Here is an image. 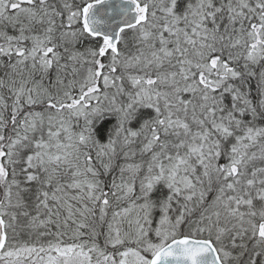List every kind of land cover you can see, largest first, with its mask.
<instances>
[{"label":"snow or ice","instance_id":"1","mask_svg":"<svg viewBox=\"0 0 264 264\" xmlns=\"http://www.w3.org/2000/svg\"><path fill=\"white\" fill-rule=\"evenodd\" d=\"M0 264H264V0H0Z\"/></svg>","mask_w":264,"mask_h":264},{"label":"trees","instance_id":"2","mask_svg":"<svg viewBox=\"0 0 264 264\" xmlns=\"http://www.w3.org/2000/svg\"><path fill=\"white\" fill-rule=\"evenodd\" d=\"M127 38H128V42H129V46L130 47H133L134 44H133V40H132V37H133V31L132 30H128L127 33ZM87 41L85 42V46L87 45ZM66 82V81H65ZM93 103H95V101H93ZM154 115L153 111L151 108H147V107H139L137 109V115L136 117L130 121V127L132 128H137L139 127L140 123L142 122V120L144 119H150L152 116ZM116 123V117L114 115H110L106 121L103 123V126H97V132H98V139L101 141V142H104L106 139H107V132H108V129L111 125H114ZM139 157V156H138ZM140 158V157H139ZM146 159V157H145ZM123 159L121 158L118 163H123ZM102 179L104 177H101ZM107 179H111V176L107 177ZM167 188L163 185V184H158L153 193L151 194V198L153 200H159L160 198L164 197L167 195ZM155 215L158 216L159 215V212L158 210L155 211Z\"/></svg>","mask_w":264,"mask_h":264},{"label":"water","instance_id":"3","mask_svg":"<svg viewBox=\"0 0 264 264\" xmlns=\"http://www.w3.org/2000/svg\"><path fill=\"white\" fill-rule=\"evenodd\" d=\"M115 2H116V0H113V3H115ZM128 7H130V5H129ZM131 15H132V13H129V16H130V17H131ZM118 23H119V21H116L115 24L113 25V27H115L116 24H118Z\"/></svg>","mask_w":264,"mask_h":264},{"label":"bare ground","instance_id":"4","mask_svg":"<svg viewBox=\"0 0 264 264\" xmlns=\"http://www.w3.org/2000/svg\"><path fill=\"white\" fill-rule=\"evenodd\" d=\"M135 159H136V160H139L140 158L137 156Z\"/></svg>","mask_w":264,"mask_h":264}]
</instances>
